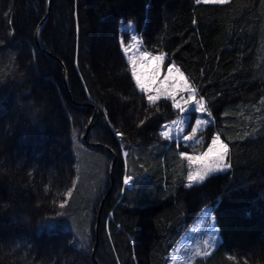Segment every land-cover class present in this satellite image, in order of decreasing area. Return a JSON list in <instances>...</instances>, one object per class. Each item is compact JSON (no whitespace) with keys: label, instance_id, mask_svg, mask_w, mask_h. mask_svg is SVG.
Here are the masks:
<instances>
[{"label":"trees","instance_id":"16d2710c","mask_svg":"<svg viewBox=\"0 0 264 264\" xmlns=\"http://www.w3.org/2000/svg\"><path fill=\"white\" fill-rule=\"evenodd\" d=\"M127 24L205 97L201 147L219 133L228 172L183 186L186 149L159 135L177 113L135 87L120 50ZM262 100V0H51L49 10L48 0H0V264H167L207 207L219 241L194 264H264ZM91 123L87 142L111 153L84 144Z\"/></svg>","mask_w":264,"mask_h":264},{"label":"snow or ice","instance_id":"6c2138e0","mask_svg":"<svg viewBox=\"0 0 264 264\" xmlns=\"http://www.w3.org/2000/svg\"><path fill=\"white\" fill-rule=\"evenodd\" d=\"M197 5H225L231 0H195ZM264 2V0H262ZM120 46L124 57L127 60V65L131 69V78L135 82V86L141 93L147 95V102L150 107L159 111L158 101L163 98L171 102V107L177 113V119L170 121V124L162 125L163 131L159 135L165 140L172 141L175 139L176 146H181V141H184L185 147H192L195 143L202 142V138H198V133L201 131L202 125H208L210 120L206 117H212V111L205 97L202 96L198 88L193 84L181 71L175 63L169 61L164 63L166 54L161 52L154 55L152 52L145 50L144 46L139 42L138 37L133 34L131 40L125 43L123 39L120 41ZM264 103V100L261 101ZM185 113H194L195 124L192 126L187 123ZM107 115V113H105ZM144 121H140L137 125L142 126ZM180 125L177 128V135L173 138L171 127ZM190 130V131H188ZM124 133L116 130V137H123ZM127 155V153H125ZM182 160L188 161L189 171L186 176L185 188L199 187L207 180L218 173H226L232 168L229 158V146L221 139L219 133L210 136V144L206 145L204 151L197 154L180 153ZM143 167V165H141ZM195 168V171L192 168ZM133 181L131 175H126L123 178L124 185H130ZM72 191L66 193V197H71ZM67 200L61 202L59 207L63 209ZM49 228H57V224L47 225ZM211 233H217L218 229L214 224L211 228ZM210 247H216L215 240L206 242ZM205 256L209 253L205 251Z\"/></svg>","mask_w":264,"mask_h":264},{"label":"rangeland","instance_id":"374dc122","mask_svg":"<svg viewBox=\"0 0 264 264\" xmlns=\"http://www.w3.org/2000/svg\"><path fill=\"white\" fill-rule=\"evenodd\" d=\"M129 25L130 24L121 26L120 27L121 32H124L128 35V42L131 40L132 35L135 34L138 37L139 42L142 44V41H141L139 35L137 33H135L134 29H132ZM120 50H121V53L123 54L121 46H120ZM123 57H124V55H123ZM124 59L127 63V60L125 57H124ZM128 70H129V73L131 76V69L129 66H128ZM132 81L135 85L134 80H132ZM64 88H65V85H64ZM137 90L139 91L138 88H137ZM144 95L147 98V95L146 94H144ZM161 99H163V98H161ZM83 105H93V104L91 102L90 103L87 102V103H84ZM87 108L92 109L89 107H87ZM183 115H185L187 118L186 122L191 124L192 126H194V124H195L194 117L196 114L185 113ZM206 126L207 125H202L201 131H203L206 128ZM179 127H180V125H176L174 127H171V133L170 134L173 136V138L177 135V128H179ZM163 130H165V129L162 128V131ZM188 131H190V130H188ZM198 138H199V136H198ZM170 142H173L176 145L175 139H173ZM184 143H185L184 141H181V146L186 149V153H188V154H197V153L205 150V148L201 147V142L195 143L192 147H185ZM124 156H125V152L122 151L121 157L123 158ZM186 168H187V173H188V171H189L188 161H186ZM192 170L195 171V168L193 167ZM215 175H217V174H215ZM125 176L126 175H124L123 178ZM186 176H187V174H186ZM123 178H122V183H123ZM122 185H123V188L130 187V185H124V184H122ZM214 224L215 223L213 220L211 209L209 207L204 208L201 211V213L191 222L190 226L187 228V230L184 232V234L181 236V238L176 243L173 250L170 252L167 264H194V262L197 261L198 259H205L206 257H208L214 251L215 247H210L206 242L209 241L210 239L215 240V243L217 246L218 241H219L218 232L214 234V233H211V231H210ZM47 225H49V224H47ZM47 225H46V227H47ZM97 237H98V235H97ZM205 251H207L209 253L208 256L204 255Z\"/></svg>","mask_w":264,"mask_h":264},{"label":"water","instance_id":"95a60500","mask_svg":"<svg viewBox=\"0 0 264 264\" xmlns=\"http://www.w3.org/2000/svg\"><path fill=\"white\" fill-rule=\"evenodd\" d=\"M50 2H51V0H48V10L50 9ZM47 17H48V14H47L46 17L41 21V23L38 25V28H37L36 33H35V43H36V45H37L38 48H39L38 36H39L40 30H41V28H42V26H43V23L45 22V20L47 19ZM41 52H42L44 55H46V56H50L47 52H44V51H42V50H41ZM52 58H53V57H52ZM53 59H54V58H53ZM63 82H64V85H65V91H66L67 95H69V92H68V89H67V73H66L65 69H63ZM81 106H82V107H85V108H87V107L92 108V109L94 110V116L98 117L97 109H96L93 105H81ZM92 125H93V124L91 123V124L88 126V128H87V130H86V133H85V135L83 136V142H84V144H86V145L89 146V147H92V148H100V149H103V150L107 151L108 153H111V152L109 151V149L106 148V147L103 146V145L93 144V143H89V142H87L86 138H87V135H88V133H89V131H90ZM115 160H116V158L113 156V165L115 164ZM103 201H104V200H103ZM97 240H98V239H97V229H96V239H95V247H94V250H93V254H94V252H95V250H96Z\"/></svg>","mask_w":264,"mask_h":264}]
</instances>
